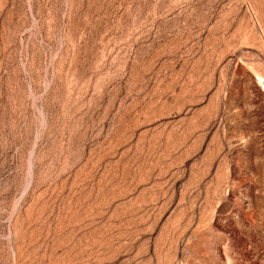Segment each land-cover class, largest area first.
<instances>
[{"label":"rangeland","instance_id":"rangeland-1","mask_svg":"<svg viewBox=\"0 0 264 264\" xmlns=\"http://www.w3.org/2000/svg\"><path fill=\"white\" fill-rule=\"evenodd\" d=\"M0 264H264V0H0Z\"/></svg>","mask_w":264,"mask_h":264}]
</instances>
